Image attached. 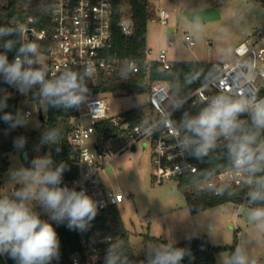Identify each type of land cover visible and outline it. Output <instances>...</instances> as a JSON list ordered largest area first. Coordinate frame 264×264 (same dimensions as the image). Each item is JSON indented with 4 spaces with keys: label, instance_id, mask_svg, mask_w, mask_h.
Segmentation results:
<instances>
[{
    "label": "clouds",
    "instance_id": "9594fccd",
    "mask_svg": "<svg viewBox=\"0 0 264 264\" xmlns=\"http://www.w3.org/2000/svg\"><path fill=\"white\" fill-rule=\"evenodd\" d=\"M20 27H0V81L26 95L38 90L39 97L48 108L79 109L88 101V80L91 71L66 69L59 75L48 77V69L38 60V45L23 42ZM13 53L10 61L8 54ZM8 96L0 97V120L9 130L27 127L30 113L17 110L4 111ZM174 111L182 115L173 119L172 112L163 118L165 127L174 129L176 148L181 154L203 160L224 142L229 164L238 174L247 177L250 185L249 203L255 205L245 210L248 222L256 233L264 235V97L255 92H221L207 98L198 112L183 109V101L173 104ZM59 132L49 129L41 132L40 144L59 152ZM27 138H14V147L23 150ZM68 166L63 161L55 163L51 153L37 155L29 166L10 169V178L20 187L11 196H0V256L6 255L16 264H52L60 258V240L53 223L71 230L85 232L98 214L101 203L82 187L62 185ZM210 188L214 187L209 185ZM218 193L223 188L215 189ZM36 201L47 215L31 206ZM190 249L165 243L146 252L144 264H181ZM104 264H129L118 245L109 244ZM223 264H256L247 248L238 246Z\"/></svg>",
    "mask_w": 264,
    "mask_h": 264
},
{
    "label": "built area",
    "instance_id": "2783aa9c",
    "mask_svg": "<svg viewBox=\"0 0 264 264\" xmlns=\"http://www.w3.org/2000/svg\"><path fill=\"white\" fill-rule=\"evenodd\" d=\"M43 1L51 3L52 28L38 29L29 24H22V41H35L33 43L38 45V60L47 67L49 78L59 75L66 69L81 71L87 67L91 71V77L88 80L90 89L88 101L79 109H75L76 114L71 119V142L75 146L74 161L79 167V172L69 187H77V190L82 187L99 201L102 206L98 213L111 205H119L126 198L124 193L107 188L99 177L101 170L107 167L118 154H110L107 145L113 142V137L105 140L104 130L98 127L99 124L108 121L118 128L119 133L129 139L126 148L139 141L151 143L155 184L178 179L186 172H197L198 166L193 162V158L187 154H181L176 148L174 129L165 127L163 124L164 116L174 112L173 104L178 101L166 82L151 83L148 91V105L153 113L147 114L143 124H132L125 120L124 111L118 115L109 113V99L94 92L101 72L114 68L119 61V58L108 55L115 25L114 0ZM169 18L168 10L161 8L160 21L166 24ZM34 21L35 16L30 15L28 23ZM12 24L20 25L15 20ZM118 25L128 35L133 31L131 16L127 19L123 15ZM48 36L52 39L51 48L46 46ZM186 40L189 45L195 44V40L190 35H186ZM151 52L152 48L147 47L145 60L147 64L154 61L149 59ZM155 60L163 68L171 67L173 62L168 59L166 49H162ZM124 62L133 71L140 70L136 60L126 58ZM214 65L216 73L180 101L185 103L193 99L194 104L201 102L205 105L207 98L221 92H255L258 96L264 97V28L253 37L236 45L233 59L217 61ZM8 92L14 96L22 95L11 86H8ZM29 95L30 92L24 95L25 98L20 103L29 99ZM123 95H125L124 92ZM23 111L29 112L30 117L33 115V111L28 107H25ZM245 181H247L246 176L238 174L234 169H229L205 180L203 186H214L219 183L240 184ZM31 206L36 208L37 203L33 201ZM36 210L40 212L41 217L46 215L39 206ZM111 241L112 237L103 238L100 245L88 247L83 235L84 253L74 254L73 264H104L105 252ZM4 256L7 258V263L12 264L11 258ZM52 264H56L54 260Z\"/></svg>",
    "mask_w": 264,
    "mask_h": 264
},
{
    "label": "trees",
    "instance_id": "16d2710c",
    "mask_svg": "<svg viewBox=\"0 0 264 264\" xmlns=\"http://www.w3.org/2000/svg\"><path fill=\"white\" fill-rule=\"evenodd\" d=\"M128 2L131 7V19L133 21V31L126 34L118 25L119 20L124 15V6ZM114 31L111 40V46L108 55L119 58L114 68L102 71L100 78L94 87V92L103 94H114L117 91L129 95L147 93L154 81L166 82L177 100L185 99L190 93L205 83L216 73L214 62L199 60L173 61L171 67H160L159 63L154 60L150 64L146 63V48L148 36V23L155 11L151 0H114ZM35 16V21L28 23V17ZM18 21L20 25L14 26L12 21ZM22 24H29L38 29L52 28L51 3L43 0H0V27H20ZM22 41V33L20 34ZM35 42V41H33ZM53 45L51 36L47 37L46 46L51 48ZM9 60L13 59V53L8 54ZM130 58L137 61L140 66L139 71H133L124 62V59ZM6 83L0 81V97L8 96V107L4 109L7 112H16L19 110L20 101L25 98L24 95H10ZM29 99L36 101L40 106L43 101L38 90L30 92ZM205 105L201 102L195 103L190 99L183 103V109L195 114ZM149 112L144 105H138L134 108L123 112L125 120L132 124H143ZM0 112V116H2ZM76 114V110H63L47 107V114L41 120V126L37 130H25L17 128L9 130L8 125L0 120V196H5L2 192L4 181L3 172L10 165L8 153L17 151L13 141L17 136L27 138L26 145L22 153L28 157L27 165L37 155L51 153L55 163L63 161L67 167L63 174L62 185L68 187L73 179L78 175L79 167L74 161L75 146L71 142L72 124L71 119ZM182 115L181 111L172 113L173 119L179 120ZM99 129L104 130V139L114 137L119 134V130L112 123L104 122L98 125ZM49 129H56L59 132V152L56 146L51 148L48 145H41V132ZM264 135V134H262ZM193 162L198 166L197 172H186L178 180V188L186 196L190 211L195 214L212 207L224 204H237L246 208L254 207L249 203L248 192L250 185L247 181L240 184L219 183L210 188L209 186H200L205 180L213 176L232 169L227 150L223 144L209 153L202 161L193 158ZM223 188L222 192L215 189ZM11 196V195H7ZM53 223L60 240V258L54 260L56 264H73L72 256L76 253H84L85 245L82 243L83 235L86 238L87 246L94 247L101 244L103 238L112 237L110 244L118 245L123 256L127 258L129 264H144L145 255L136 254L130 239V233L125 226L121 215L119 205H111L101 210L95 219L91 222V227L80 232L71 230L62 224ZM238 244L237 234L232 245L215 246L207 234L186 239L178 244L177 247L190 249L191 255L186 256L181 264H218L217 253L221 250H228L229 256L234 252ZM10 259V258H9ZM12 264H16L11 259ZM0 264H8L7 258L0 256Z\"/></svg>",
    "mask_w": 264,
    "mask_h": 264
},
{
    "label": "rangeland",
    "instance_id": "374dc122",
    "mask_svg": "<svg viewBox=\"0 0 264 264\" xmlns=\"http://www.w3.org/2000/svg\"><path fill=\"white\" fill-rule=\"evenodd\" d=\"M154 15L148 23L147 47L152 48L149 59H157L162 49L171 61L199 60L225 61L234 58L239 43L253 37L264 28V0H151ZM217 7L221 17L210 20H194L187 13L208 7ZM170 13L168 23L160 21V10ZM131 7L124 6V17L129 19ZM186 35L192 36L189 45ZM109 99V113L144 105L147 109L148 92L136 95L103 94ZM121 96V97H118ZM25 107L33 111L31 123L25 130H37L41 126L40 107L47 114L44 101L41 106L34 100L25 99L19 110ZM129 139L122 133L108 144L111 155L118 153L110 164L99 173L107 188L125 194L119 209L137 255L143 256L152 247L165 243L178 244L186 239L207 234L215 246L232 245L237 234L238 246L247 248L256 264H264V235L255 232L245 216V207L224 204L193 214L184 193L178 188V180L171 179L155 184L153 178V146L139 141L126 148ZM9 168L3 172L2 192L12 195L20 185L9 176L10 169L28 166V157L21 151L8 153ZM205 183H202V187ZM36 202V201H35ZM37 203V202H36ZM248 209V208H247ZM47 219V215L41 217ZM229 257L228 250L217 253L218 264Z\"/></svg>",
    "mask_w": 264,
    "mask_h": 264
},
{
    "label": "water",
    "instance_id": "95a60500",
    "mask_svg": "<svg viewBox=\"0 0 264 264\" xmlns=\"http://www.w3.org/2000/svg\"><path fill=\"white\" fill-rule=\"evenodd\" d=\"M187 15L194 20H210L221 17V13L217 7L211 6L205 9L195 10L194 12L187 13ZM45 114L40 109V119H44ZM247 208L245 207L244 211Z\"/></svg>",
    "mask_w": 264,
    "mask_h": 264
}]
</instances>
